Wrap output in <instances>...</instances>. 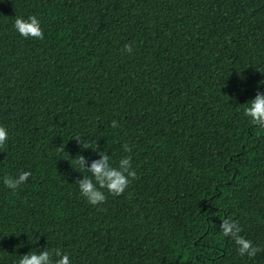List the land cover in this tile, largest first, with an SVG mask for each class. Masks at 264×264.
Segmentation results:
<instances>
[{
  "label": "trees",
  "instance_id": "16d2710c",
  "mask_svg": "<svg viewBox=\"0 0 264 264\" xmlns=\"http://www.w3.org/2000/svg\"><path fill=\"white\" fill-rule=\"evenodd\" d=\"M32 15L43 39L14 28ZM260 93L264 0H0V264H264ZM102 153L137 175L93 205L75 160Z\"/></svg>",
  "mask_w": 264,
  "mask_h": 264
},
{
  "label": "clouds",
  "instance_id": "9594fccd",
  "mask_svg": "<svg viewBox=\"0 0 264 264\" xmlns=\"http://www.w3.org/2000/svg\"><path fill=\"white\" fill-rule=\"evenodd\" d=\"M14 28L25 38H44V32L41 28L40 21L35 15L29 16L27 19L17 17L14 21ZM124 47L131 52V44H127ZM244 115L250 118L252 124L264 125V93L258 94L254 100H249L247 102V106L244 108ZM112 127H116V121L112 122ZM261 129H264V127H261ZM7 138L8 133L6 128L0 126V146H3L6 143ZM85 146L87 147L89 144L85 143ZM125 151L130 152L131 148L125 145ZM102 155L103 159L94 161L90 170L83 167V157H80L78 161L75 160V163L80 170H86L91 173V176H85V179L78 181V184L81 194L87 198L90 204L93 205L103 203L106 200V195L101 189H107V191L113 195H120L127 188L130 182L129 177L134 179L137 175L135 170L132 172H128L127 168L117 170L115 167L109 165L108 155L106 153H102ZM128 162L127 159L120 161L123 165H127ZM30 175L31 172L24 171L18 179L6 176L7 178L4 179V184L6 187L15 190L19 185L25 183ZM220 228L223 236H230L234 240L241 256L247 254L249 257H254L259 251H261L259 247L253 245L251 240L240 235L242 229L236 221H233L230 218L224 219ZM18 264H51L49 250L46 249L40 254L29 252L21 256L18 260ZM55 264H71L69 255L64 253Z\"/></svg>",
  "mask_w": 264,
  "mask_h": 264
}]
</instances>
